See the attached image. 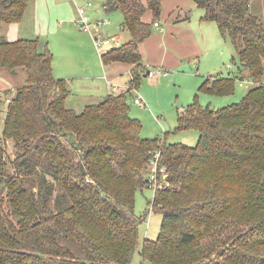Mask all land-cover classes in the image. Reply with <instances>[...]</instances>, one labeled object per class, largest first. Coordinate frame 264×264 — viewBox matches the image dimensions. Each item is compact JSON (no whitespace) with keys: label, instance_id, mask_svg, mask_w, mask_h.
<instances>
[{"label":"trees","instance_id":"obj_1","mask_svg":"<svg viewBox=\"0 0 264 264\" xmlns=\"http://www.w3.org/2000/svg\"><path fill=\"white\" fill-rule=\"evenodd\" d=\"M30 1L0 0V71L25 75L13 93L0 91V117L10 100L0 140V264H131L142 219L134 195L148 186L155 160L166 185L147 206L162 221L157 238L144 239L142 261L264 264V24L249 1L192 0L254 83L238 102L213 109L194 100L179 110L176 130H196L194 146L142 138L127 103L133 87L80 112L69 107L70 88L54 76L47 42L9 41L2 33L21 21ZM161 1L102 3L122 13L129 35L101 54L103 64L140 66L139 45L159 20ZM147 12L150 23L142 19ZM234 88L229 76L206 77L199 86L216 96Z\"/></svg>","mask_w":264,"mask_h":264},{"label":"rangeland","instance_id":"obj_2","mask_svg":"<svg viewBox=\"0 0 264 264\" xmlns=\"http://www.w3.org/2000/svg\"><path fill=\"white\" fill-rule=\"evenodd\" d=\"M51 1L53 3L60 2L63 6L65 5L64 13H70L74 17V20L71 19L72 22H75V20L78 21L79 19L77 7H83L86 10L88 20L91 22V25L93 24V28H95L97 21L103 19L108 20V25L106 24L97 29V33H102L104 38H108L113 34H122L120 25L123 18L122 13L119 11L105 13L101 3L103 0ZM248 1L250 4V13L256 15L264 24V0ZM33 2L27 11L25 20L19 24L18 37H30V25L33 23L34 18ZM52 14L53 12L51 13L50 9H48L46 19L43 20L45 22L49 20L54 23L55 17ZM190 15L191 19L188 25L192 23L195 27L194 34L197 36L201 50L205 51L211 44L213 46L208 48L205 53L202 52L194 61H184L178 67L168 69L167 75H161L159 76L160 78L150 79L142 77L139 74L140 78L137 81V86L135 85L127 95V103L129 114L138 119L142 124L140 131L142 138H159L165 141L166 144L181 143L186 146H194L198 140V132L196 130H176L179 110L187 107L194 100H197L204 107L213 109L220 108L238 102L246 94L247 90L254 85L247 78L246 69L237 59L229 39L222 37L216 23L208 21L202 24L203 22L201 23L200 21L202 10L195 6V4L192 6ZM93 16H95V19H92ZM159 20L161 26L167 27L166 20L162 18ZM122 30L127 35L126 28L122 26ZM80 31L85 33L82 29ZM201 31H205V33ZM82 32L77 35L80 37L79 40L75 37L68 39V36L65 34L63 38L62 32L51 34L49 35L50 38L47 35L38 34V37L43 42L48 41L49 49L54 56V76L56 78L66 77L69 80V88L72 94L67 99V105L79 112L82 110L81 108L85 102L98 99L103 94V87L105 88L107 85L104 79V73L102 74V70L100 69V53L93 43V36L92 34H88L89 36L84 37L85 34H82ZM70 39L72 41L69 43ZM79 45L82 51L80 53L77 49ZM102 49H104V46L100 51ZM82 62L83 68L80 69ZM147 68L155 71L154 67L150 66ZM207 74H210L208 77L219 74L220 76L234 78V91L231 94L223 96L211 95L207 92L200 91L199 84L197 85L196 82L200 78L202 79L203 76H207ZM24 78L25 75L22 71L12 76L4 71H0V91L11 88L13 93L16 86L23 84ZM135 95H140L147 105L140 106L135 104L133 101ZM6 106L7 104L5 102L1 106L0 140H2L3 119ZM5 147L10 155V159H12V144L6 142ZM150 175L151 171L146 172L145 178L149 179ZM161 184L163 185L164 183L162 182ZM154 188V186H144L135 191L134 214L138 219L142 218L143 220L141 219L139 221L138 249L134 254L131 264H149L146 261H142L139 251L144 239L155 240L159 234L162 221L161 214L151 210L150 205L147 206L148 201L152 199Z\"/></svg>","mask_w":264,"mask_h":264},{"label":"crops","instance_id":"obj_3","mask_svg":"<svg viewBox=\"0 0 264 264\" xmlns=\"http://www.w3.org/2000/svg\"><path fill=\"white\" fill-rule=\"evenodd\" d=\"M104 1L105 0L101 1V3H103ZM32 2L33 0H31L30 3L28 4L21 21L16 22V23H10L6 25L4 29H2V33H4V35L9 41H14L19 38H28V39L39 38L38 34L47 35L50 38L49 35L58 34V32H62L63 38L65 34L68 36V39L69 38L73 39L75 37L79 40L80 37H78L77 35L78 33L82 31H80L81 29L79 25H77L78 23L75 24L77 20H75V22H72L71 19L74 20V17L70 15V13H67V14L64 13L65 5L63 6V4H61L60 2L53 3L51 0L50 1L49 0H34L33 2L34 18H33V23L30 25L31 26V34H29L30 37H18L19 24L23 20H25L27 11ZM193 4L195 3L192 0H162L161 1L162 8H161V14H160L159 19L162 18L166 20L167 27L161 26L160 20H158L157 22L159 25L158 26L153 25L150 36L140 43L139 52L142 57L140 66H136L133 64L125 63V62H111L109 64H103L102 62L101 54L104 51L120 46L123 42L128 40V35H125L124 31L122 30V22H123V18H122V21L120 24L122 34L119 33V34H113L109 36V37H117L118 38L117 42L111 43L110 45L105 46L104 49H102L101 51L98 50V52L100 53L99 55V61H100V67H101L100 69L102 70V74L104 73V77H105L104 79L107 85L105 88L103 87L102 89L103 94L99 96L98 99L85 102L83 107L86 104L101 101L108 94L127 92L129 88L134 87L133 83L131 84L130 82V79L132 77L135 76L137 80H139L140 78L139 74H141L142 77H147V72L149 70H152L147 67H150V66L154 67L155 71L160 70V73H158L155 77L150 78V79H155L161 75H167L168 69L170 70L173 67H178L184 61H190V60L194 61L196 57L202 54V52L205 53L208 50V48L213 46L211 44L209 47H207V49H205V51H202L197 41V36L196 34H194L195 27L193 26L192 23L188 25L191 19L190 14H191ZM195 6L197 5L195 4ZM48 9H50L51 13L53 12L52 15H54L55 17L54 23L50 22L49 20L47 22L44 21L47 16ZM105 13H108V12L105 11ZM201 16H200V21L201 23L203 22L202 24H204V22H208V21H203L201 19ZM94 17L95 16H93L92 19ZM151 18H152L151 13L147 12L144 14L142 19L144 22L150 23ZM63 19H66V20H63ZM106 21L107 22L104 25L106 24L108 25L109 21L108 20ZM93 29L95 30L98 29L96 27V24H95V28ZM201 32L205 33V31H201ZM82 34H85L84 37H86L90 33L85 31V33L82 32ZM34 35H37V36H34ZM71 39L69 40V43L72 41ZM46 42L48 44V41ZM79 47L80 45L78 46L77 49L79 50V53H80L82 51ZM209 52H211V50H209ZM53 59H54V56H53ZM52 66H53V62H52ZM82 68H83V62L81 63L80 69ZM53 70H54V66H53ZM208 75L210 74H207V76H203V77L201 76L202 79L200 78V80H197L196 82L197 85L199 84L200 86V84L203 82V80L206 77H208ZM217 76H220V75L217 74L216 76H213V77H217ZM64 78L68 83V87H70L69 80H67L68 78L61 77V79H64ZM113 87H116V88L113 89ZM71 94H72V91L70 89V95Z\"/></svg>","mask_w":264,"mask_h":264},{"label":"built area","instance_id":"obj_4","mask_svg":"<svg viewBox=\"0 0 264 264\" xmlns=\"http://www.w3.org/2000/svg\"><path fill=\"white\" fill-rule=\"evenodd\" d=\"M77 13L79 15V19H78V24L80 25L81 29L83 31L89 32L90 34H92L93 36V41H94V45L96 47L97 50H100L103 46H107L110 45L111 43H115L117 42L118 38L117 37H108V38H104L102 36L101 33H97V30L93 29L91 22L88 20L87 17V13L86 10L83 7H77ZM107 21L106 20H99L96 23V27L99 28L101 26H103ZM158 22L154 23V26H158ZM158 73H160V70H156V71H152L149 70L147 72V77L148 78H153L155 77ZM116 87H113V89H115ZM10 100L7 99L6 103H8ZM134 103L140 106H146V102L142 99V97L140 95H135L134 97ZM159 156V153L156 154V157ZM157 161H153L152 165L149 168V171H151V175L149 177V186H154L156 187H164L165 184V169L164 168H159L157 169L156 166ZM159 170V171H158ZM159 173V174H158ZM164 183L163 185L161 183ZM154 188V190H155ZM149 207H151L152 210V205H150Z\"/></svg>","mask_w":264,"mask_h":264},{"label":"water","instance_id":"obj_5","mask_svg":"<svg viewBox=\"0 0 264 264\" xmlns=\"http://www.w3.org/2000/svg\"><path fill=\"white\" fill-rule=\"evenodd\" d=\"M11 72H12V74H15V70H12Z\"/></svg>","mask_w":264,"mask_h":264}]
</instances>
